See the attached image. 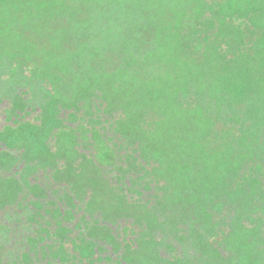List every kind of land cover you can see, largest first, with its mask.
Listing matches in <instances>:
<instances>
[{
	"label": "trees",
	"instance_id": "obj_1",
	"mask_svg": "<svg viewBox=\"0 0 264 264\" xmlns=\"http://www.w3.org/2000/svg\"><path fill=\"white\" fill-rule=\"evenodd\" d=\"M0 264H264V0H0Z\"/></svg>",
	"mask_w": 264,
	"mask_h": 264
},
{
	"label": "flooded vegetation",
	"instance_id": "obj_2",
	"mask_svg": "<svg viewBox=\"0 0 264 264\" xmlns=\"http://www.w3.org/2000/svg\"><path fill=\"white\" fill-rule=\"evenodd\" d=\"M0 107H2V112H1V121H0V130L5 126V117H4V114H3V110H4V107L3 106H0Z\"/></svg>",
	"mask_w": 264,
	"mask_h": 264
},
{
	"label": "rangeland",
	"instance_id": "obj_3",
	"mask_svg": "<svg viewBox=\"0 0 264 264\" xmlns=\"http://www.w3.org/2000/svg\"><path fill=\"white\" fill-rule=\"evenodd\" d=\"M1 112H2V107H0V121L2 120V119H1V117H2V116H1Z\"/></svg>",
	"mask_w": 264,
	"mask_h": 264
}]
</instances>
